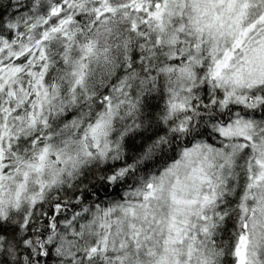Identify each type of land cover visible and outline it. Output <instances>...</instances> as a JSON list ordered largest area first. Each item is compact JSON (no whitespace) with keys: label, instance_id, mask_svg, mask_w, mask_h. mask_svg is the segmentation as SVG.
Returning a JSON list of instances; mask_svg holds the SVG:
<instances>
[{"label":"snow or ice","instance_id":"1","mask_svg":"<svg viewBox=\"0 0 264 264\" xmlns=\"http://www.w3.org/2000/svg\"><path fill=\"white\" fill-rule=\"evenodd\" d=\"M0 264H264V0H0Z\"/></svg>","mask_w":264,"mask_h":264}]
</instances>
